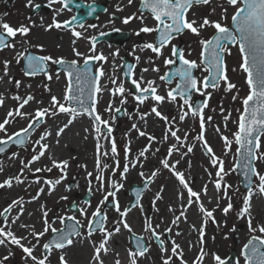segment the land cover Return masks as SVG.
<instances>
[{
  "label": "snow or ice",
  "instance_id": "snow-or-ice-1",
  "mask_svg": "<svg viewBox=\"0 0 264 264\" xmlns=\"http://www.w3.org/2000/svg\"><path fill=\"white\" fill-rule=\"evenodd\" d=\"M61 2L63 7L67 6L68 0H48L47 7L51 8L53 4ZM129 4L133 3V0H128ZM210 0H140V9L142 11L146 10L150 12L152 18L155 21L154 27L144 26L140 28L137 35L140 33H156V37L152 42H145L143 45L139 46L140 50L145 49L151 50L156 57H163V49L171 45V53L169 57L163 58L164 65H175L179 61V66L171 69L170 72H165L164 75L160 76L159 79L165 84H171L173 79H176L177 82L175 87H170L167 90L166 95H160L158 93V86L154 80H145L144 76L136 78L133 73L135 65H127V75L128 81L131 86L135 88V93L131 92L128 88L125 87V83L121 81L117 83L115 78H112L110 83L114 86L109 91L112 96H120V104L123 105L127 102L126 97L132 95L133 98L139 104H143L146 99L151 98L156 103L151 108V114H154L159 119L165 122V134L163 139L167 140L169 137L175 139L176 143L172 144L168 148V156L170 157L173 153L179 152L181 147L187 148V153L193 151V146L191 144H186L188 134H184L183 140L178 135V129H174L172 125L175 124V118L171 121L167 116L162 115L158 110L157 105L164 101L170 103H175L179 98L182 103L179 104L180 114L179 121H184L185 118L191 113L193 117H199L200 120V134L197 137L206 151V153L211 158V164L216 168L215 176L217 179L213 180L215 190L217 193L223 192L224 197L228 196V189L230 185L222 183L224 177L228 174L224 169V160L216 156L214 150L210 145H208L204 136L205 129V117L203 115V108L207 107V102L205 101L202 104H198L195 107L191 104V98L193 94L205 95V90L209 87L217 88L220 86V82L223 81L226 85L225 91H231L236 86L228 80L226 75L227 68L225 64L224 57L231 53V46H236L238 48L241 63L239 64L240 69L243 73L246 74L245 80L248 86V93L242 100L243 110L239 114V119L236 122L237 130L232 133V139H229L226 136H221V139L224 141V150L225 153L231 150L233 143L237 146L235 151L238 158L242 161V167L247 169V172H250L253 176L258 177L259 184L255 185V190L260 194L264 195V174L257 172L253 161L255 160H264V153L259 151L261 147V136H264V0H226V3L234 8V12L231 15L230 23H222L224 19L227 18V9L225 8L221 13V20L219 21H210L208 18H204L201 21L196 19L189 20L187 18L190 9L194 5L199 4H208ZM29 6L31 5V0H29ZM41 5H35L36 9H39ZM60 9L54 10V15L52 18V23L45 27V31L51 30L53 27L59 29L61 27H68L69 24L67 21L60 22L56 19V14ZM139 18L143 21V15L136 17L135 14L124 18L123 23L127 24L132 19ZM95 27V25H91ZM207 27H212L214 29V34L207 39L201 38L199 41L200 44V59L199 63L196 60H189L185 56L183 49L179 48L175 44H171V41L174 39L175 35L182 34L184 31H190L192 34L199 36L201 31ZM31 31L30 27L21 25L19 27L13 28L8 23L0 22V50H3L6 47H15L14 43H11V40H14L17 35L25 37ZM115 31H119L116 29ZM72 35L74 37L80 38L81 33L75 30H72ZM103 35V33H101ZM92 41L90 47V52L93 53L89 56H84L83 67L80 66L77 60L66 61L63 57L54 58L50 55H34L26 54L27 50L22 51L17 56V62H20L21 59L26 60L27 71L24 73L26 76H36L38 74H43L49 81L53 78L49 74L48 66L49 64L54 65H64L63 73L67 80L66 87L63 91L62 100L58 99L57 96L52 95L50 104L47 107H38L34 115L25 113L22 109L28 105L31 101L35 99L34 96L28 94L25 97L16 95L13 97L14 100L18 102L17 107L14 110H9L3 119L0 122V133H3V136H0V153L5 152L6 146L9 144H16L23 146L29 142V136L32 130L41 124L45 117L56 116L58 114H67L68 119L66 123H63L58 127L55 135L60 137L65 130L73 123L74 119L81 115L86 114L91 118L92 129L99 135L102 134V128L107 130L108 137H111L113 131L112 127L108 120L102 119L101 115L97 112V103L99 94L102 93L103 88L100 84V78L105 74L103 68L89 67L90 61H107V57L103 53H96L95 48V38H88ZM27 43V41H25ZM75 44V41H73ZM35 47L43 48L42 45H36ZM73 52L77 57L83 56V53L79 52L75 47ZM113 55H118V50ZM140 57H136L137 62ZM149 62L153 64L151 71L158 72L159 68L154 66V62L149 59ZM8 61H4V73L7 75L8 72ZM203 68L208 75L204 76L202 80H198L194 75V71L197 69ZM143 72L149 71L148 68L142 70ZM57 79H59V70L57 73ZM11 79V78H10ZM16 86L19 88L21 82L15 81ZM45 90L51 91L48 85H44ZM210 95V93H207ZM233 100L238 99L237 96L232 97ZM90 101V103H89ZM39 103V102H38ZM4 104V97L0 94V106ZM187 108V110H185ZM106 111H112V102L109 101V107ZM116 112H120L121 109L116 108ZM224 109L221 108V112ZM149 113L141 114L140 119L144 120ZM28 118V123L25 127L18 129L12 134H7V126L10 125L15 118ZM229 119L228 115L224 116V120ZM212 117H207V121L210 122ZM132 129L136 130L140 136H146L149 142L151 143L156 139V137L149 135L146 131H142L138 128L137 124H132ZM219 132V129H216ZM87 132L88 129H85ZM51 133L45 132L41 134L40 138L33 142V150L35 154L31 156V159L25 162L21 160L22 165L20 169L21 175L11 177L4 180L0 183V188L11 187L13 181L16 183H23L21 176L27 169L30 172L40 173L42 171L51 172L53 168H56L60 171L61 176L59 179L54 181L45 180L44 183L49 186V191H51L55 185H58L61 180H63L67 173L68 161L67 160H57L49 156V161L52 167L45 168H31V165L35 162H38L42 157L48 153L50 145L44 143ZM59 143V140H57ZM97 156H96V175L95 179L98 181L97 191H104L105 195L103 199L99 202L96 209L91 213V217H87V210L80 208V215L87 218V228L88 237H91L95 231H98L102 234V239L99 242V245L94 247V252L92 256L93 264H104L102 257L103 254H107L110 249L108 243L110 238L121 231V228L126 229L129 233H132V228L127 222L126 217L131 210V207L139 206L140 196L142 190L138 189L135 191L136 201L131 207L121 209L118 200L116 199L117 192L123 188V184H118L111 178L105 179L103 175V169L108 168L109 165L101 163V155L107 156L108 152L100 153L101 145L97 142ZM130 149L128 146H125L124 152L127 159ZM149 151V147L146 146L143 150L139 152V157H144L145 153ZM111 153L115 157L117 155V145L114 139H111ZM185 153V155L187 154ZM13 157L16 156L15 153L12 154ZM139 161H131L123 165V171L120 173L121 178H125L126 173L129 171V166L135 167ZM117 167L119 162L117 161ZM162 166L165 169H169L172 174L179 181V184L182 185L183 189L187 190L188 193V206H191L193 203H196L199 208V212L203 217V222L198 231L200 236V253L196 257L194 264H202L205 252L203 249V237L205 234L204 225L209 221H214L213 210H208L200 202V193L195 192L188 184L184 178V174L176 171V165L170 164L169 160L163 159L160 161ZM179 163V161H177ZM235 167V166H234ZM116 168L112 169L113 173L116 172ZM247 172L245 175L247 176ZM156 172H152L151 176L145 178L144 187L147 188L148 184L156 176ZM89 177L93 176V173L87 174ZM140 175L144 177V173L141 172ZM36 183L40 182V178L36 177ZM67 187V186H66ZM43 191V188L40 189ZM92 191L91 180L89 181V192ZM254 188L249 187L248 194L243 197V207L237 213L239 217L248 218V228L251 235L249 236L247 242L243 245L241 249V257L243 258V264H264V226H252L251 219V197L253 194ZM204 195H207V185H204L202 188ZM39 194V193H38ZM111 199V204L115 211L118 213V221L114 222V227L109 230L105 226L107 221V213L103 212L102 206L106 202H109ZM161 198L160 193H157L155 200ZM195 198V199H194ZM35 199V197L33 198ZM61 199H67V197H61ZM180 199H183V194L181 193ZM219 199V197H217ZM14 206L19 207V211L22 214L24 211L23 208V199L13 200L3 211H0V217L5 218V224L0 225V245L12 244L19 247L25 254V256L33 262V264H49V256L54 250H63L64 248L71 246L74 243L72 237H79L80 231L79 228L83 227L81 222L76 219L75 216H60L57 219L61 225L65 224V221H72L73 223L68 225L67 230L64 227L56 228L49 223L47 219V212L43 213V230L36 231L34 228H30L29 225L22 224L21 227L24 228L28 235L33 237L36 241L32 246H27L24 241L27 240L26 236H17L7 223L6 214L10 212ZM219 206V205H217ZM43 207V206H42ZM184 211H181L179 215H174L171 224L173 226L177 225L179 221L187 219L185 212L186 207L182 204ZM233 208L232 203L230 202L223 208V213L227 215L229 211ZM169 211H173L169 207ZM15 223V220L12 221ZM159 225L153 226L151 220H147L144 225L146 232L150 233L149 239L155 238L158 241V246L160 252L163 254L161 256L162 264H173L174 258L178 259L180 264H186L183 260V251L178 243L173 239L170 243V252L169 249L165 247V239H162L163 233H159L157 229ZM172 228H165L164 232L170 233ZM261 233V235H255L256 232ZM46 234L51 235V239L44 242L42 245V253L40 257L34 255V250L36 247L40 246V239ZM177 235H180L177 232ZM31 243V242H29ZM149 251V246L144 242V238L141 236L135 237V250L130 249L128 251V258L130 264H138V258L145 256ZM4 260L7 257L3 258ZM60 264H67L65 256L62 254L60 256ZM213 259L215 264H231L230 260L221 258L218 254H213ZM0 264H3V260H0ZM114 264H121L119 259H116ZM236 264H239V260L236 261Z\"/></svg>",
  "mask_w": 264,
  "mask_h": 264
},
{
  "label": "rangeland",
  "instance_id": "rangeland-1",
  "mask_svg": "<svg viewBox=\"0 0 264 264\" xmlns=\"http://www.w3.org/2000/svg\"><path fill=\"white\" fill-rule=\"evenodd\" d=\"M5 0H0V22L8 23L13 28L19 27L21 25H25L30 27L31 31L25 37H21L17 35L11 43L15 44V47H6L3 50H0V80H2V74L4 73V61H8V82L10 83V89L6 91H2L1 94L4 97V100L7 96L10 98V104L8 107H5L7 111L14 110L18 102L13 99L14 96L19 95L21 97H25L28 94H31L35 97L33 101H31L28 105L23 108V112L33 114L38 107H47L50 104L52 94V87L53 84L57 83V80L62 79L60 81L63 82V86L61 92L58 95V99L62 100L63 91L66 87L67 80L64 76L62 70H59V79H57L58 70L55 68L54 64H49V74L52 75V79L49 81L43 74H38L36 76H26L21 69V61L17 62V56L20 52L27 50V48H31V50L38 54V55H50L54 58L63 57L65 60H76V56L71 50L66 48L67 44H65V40L60 38L56 34V28L53 27L51 30L45 31V27L52 23V18L54 15L55 9L48 12H43L42 14H37V16H33L32 18L29 17V11L31 7H28L29 1L26 3L24 0H18V3L13 7L10 8L8 6L5 7L4 4ZM227 9V18L221 21L222 23H230L231 15L234 12V8L226 3V0H210L208 4H199L194 5L190 12L187 15L189 20L196 19L197 21H201L204 18H208L210 21H219L221 20V13L224 9ZM62 14H68L59 11L56 14V19L62 16ZM144 16V15H143ZM145 17V16H144ZM214 33V29L212 27H207L201 31L200 35H194L190 31H184L182 34L174 37L171 41V44L177 45L179 48L183 49L185 52V56L189 60H196L199 63L200 59V44L199 41L201 38L207 39ZM27 41V43H25ZM139 39L136 41L132 39L129 45L128 51L125 50H118V55H113L116 53L117 50L111 49L103 52V55L107 57V61H97L95 68H103L104 75L100 78V84L103 83V91L100 94L102 98L98 97L97 103V112L101 115L102 119L108 120L110 126L112 127L113 131L111 133V137H108L107 130L102 128V134L99 135L92 129L91 118L86 114H81V116L86 117V119L90 120L87 124L85 129H88L86 132L87 139L92 142V151L90 152V159L92 162V168L89 170L93 173L92 177H89L87 172H85V166L83 167L82 171L77 175L70 173L67 171L65 178L63 179V187L69 193L73 192V197L78 199V202L69 201L65 199L59 200L61 205L66 206V210L70 212L71 215H76L79 213V204L82 205H92L96 206L99 202L103 199L105 192L102 193L103 195L96 197L94 191L97 190L98 181L95 179L96 175V156H97V142L100 143L101 149L100 153L108 152L107 156L101 155V163L109 165L108 168L103 169V175L105 179L118 177L120 173L123 171V165L128 163V159L125 157V146L127 145L130 149L129 154L133 156L136 161L138 160V169H136L131 175L127 176L120 184H123V188L117 192V197H121L123 201V208H127L128 204L130 203L132 196L130 194V188L133 184L141 185L142 182L145 181V178L151 176L152 172H156V176L152 179V181L148 184V187L142 194L146 193L144 199L140 198L139 203V210L136 207L131 208L130 211L133 212V218L131 220L132 225V233H129L127 230L120 231V239L116 241V244L110 243V248L116 253V258L124 264H130L128 258V251L132 249L130 238L131 234L136 236H141L144 238L145 243L149 246L148 254L151 258L146 256L139 257V259H145V262L151 261L153 264H162L161 256L163 255L158 246V241L155 238L149 239L150 233L146 232L144 229L145 222L148 220L147 216V206L144 202L151 201L153 203V197L160 191L161 186H163L168 179L175 182V185L178 187V191H183L182 185L179 184V181L176 177L172 174L169 169H165L162 164L160 163L163 159H168L170 164L176 165V171L183 173V170L191 166L199 175H195V179H198V176L203 179L196 181L195 179H187L189 186L196 189L197 187L200 188L202 192V188L204 185H207V191H211L214 193L213 202L211 201L208 206L205 208L208 210H213L214 221L209 220L205 225V234L203 237V249L205 252V256L210 260V264H215L213 259V254H218L221 258L226 259L231 251H234L236 254V261L239 260V264H243V258L241 257V249L243 245L247 242L251 233L249 232L248 228V218H245V227L244 228H235L232 226L233 221L236 218H239L237 213L243 207V197L248 194V191H245L241 186V179L239 174L236 172V168L234 167L236 164L237 154H236V145L235 143L232 144L231 150L225 153L224 150V141L221 139V136H226L229 139H232V133L237 130L236 122L239 119V114L243 110L242 100L248 93V86L246 84V74L240 69L239 64L241 63V57L236 46H231V53L225 55L224 60L227 68L226 75L228 80L233 83L236 87L231 91H225L226 85L223 81L220 82V86L217 88H211L205 90V95L200 94H193L191 98V104L195 100L205 98L203 103L207 102V107L203 108V115L205 117V129L206 127H210L213 131L214 138L217 142L222 145V151L218 150V147L212 146L216 156L220 157L224 160V169L228 173L222 183H226L230 185L228 189V196L224 197L223 192L217 193L212 183L213 180L217 179L215 176L216 168L211 164V158L206 153L202 143L198 141L197 137L200 134V120L199 117H193L191 113L185 118L184 121H179V104L182 101L177 99L175 103H170L167 100L162 102L166 104V108L159 109L162 115L167 116L171 121L175 118V124L172 125L174 129H178V135L183 140L184 134L187 133V140L185 141L186 144H191L193 146V151L191 153H187L186 147H181L179 152L173 153L170 157L168 156V148L170 145L175 144V139L169 137V139L164 140L165 134V122L154 114H151V108L156 103L151 98L145 100L143 104H139L133 98L132 95H128L126 97L127 102L123 105L120 104V96L113 97L111 92L109 91L114 86L110 83L112 78L117 80V83L123 81L125 83V87L128 88L130 91V85L126 79L125 72L122 68L123 57L130 59L135 68L133 70L134 76L136 78L140 77L141 75H145V72L142 70L148 68L147 71L150 74L147 78L144 76L145 80H154L156 85L158 86V93L160 95H166L168 88L175 87L177 82L176 79L172 80V83L165 84V82L159 79L160 76L164 75L165 72L168 71L169 66L164 65L163 58L169 57L171 53V45L163 49V57H156L151 50L145 49L143 51L140 50L142 44H139ZM36 45H42L43 48L35 47ZM133 48V49H131ZM138 48V49H136ZM140 57L139 61L137 62L136 57ZM154 62V66L159 68L158 72L151 71L153 64L149 62V59ZM194 75L197 77L198 80H202L204 76L208 75L203 68L197 69L194 71ZM11 78V79H10ZM15 81H20V87L18 88L15 84ZM44 85H48L50 88V92L45 90ZM210 93V95H207ZM237 96L238 99L233 100L232 97ZM109 101L112 102V111L108 112L106 109L109 107ZM39 102V103H38ZM160 103V104H162ZM158 106V105H157ZM121 109L120 112H116L115 109ZM221 108L224 109L221 112ZM187 110V108L185 109ZM149 113L151 117L154 116L156 123L158 124L159 129L151 130L147 132L149 135L156 137L154 141L151 143L147 139L146 136H140L138 132L132 129V124H135L137 121L140 120L141 114ZM228 115L229 119L227 121L224 120V116ZM6 116V115H5ZM3 116V118H5ZM212 117L210 122L207 121V117ZM68 117L67 114H58L56 116H48L45 117L44 121L39 124L30 134L29 142L26 143L25 147H16L12 146L8 151L4 154L0 155V178L2 180L9 179L11 177H15L17 175H21L20 169L22 167L20 161L24 160L27 162L31 159V156L35 154L33 150V142L38 140L43 134V131L48 127V125L55 121L57 118ZM19 121H23L28 123V118H15L10 126H14ZM25 125V126H26ZM219 129L217 132L216 129ZM84 129V131H85ZM134 130V132L132 131ZM12 134V133H11ZM3 133H0V136H3ZM10 135V134H9ZM111 139H114L117 145V155L115 157L112 156L111 153ZM146 146L149 147V151L145 153L144 157H139V152L143 150ZM59 149L54 153L58 158H62L63 160L65 156L64 148L62 145H58ZM261 153H264V136H261V147L259 149ZM13 153L16 154L13 157ZM185 153H187L185 155ZM128 155V156H130ZM119 162V166L117 167V163ZM179 161V163H177ZM4 162H10L11 165L8 166L6 169H3L1 165ZM3 166V165H2ZM254 166L260 174H264V160H255ZM116 168V172L113 173L112 169ZM145 167V170L143 169ZM45 168V167H39ZM89 172V173H90ZM143 172L145 175L142 177L140 173ZM61 173L58 169L53 168L51 172L42 171L40 173H29L27 169L21 176L23 180L24 186H22V190H18V193L15 194V199L18 200L22 198L23 200L27 197H32L37 194L40 186L45 185V180H52L54 178H60ZM40 178V186H36L35 178ZM91 180V187L92 191L89 192V181ZM23 183H16L13 181V184H23ZM33 184L30 186V184ZM204 183V184H203ZM259 184L258 177L253 176V181L251 187L254 188L253 195H255L258 191L255 190V185ZM67 186V187H66ZM103 192V191H100ZM203 194V192H202ZM116 199L118 200L119 198ZM219 197V199H217ZM230 202L233 205V208L229 211L227 215L223 213V208ZM111 197L109 198V202L111 201ZM142 200V201H141ZM120 205V200H118ZM76 204V210L70 208L71 204ZM102 206L103 212L107 213V216L110 212H115L113 206L106 207V204ZM186 205L188 206V193L186 195ZM219 205V206H217ZM7 207V206H6ZM6 207L0 208V211H3ZM96 209V208H95ZM94 209V210H95ZM93 210V211H94ZM163 208H158V212L155 211L156 214H159ZM185 209H181L184 211ZM40 215V227L39 229H35L36 231L43 230V213L39 209ZM52 211V209H50ZM92 211V212H93ZM129 211V212H130ZM91 212V213H92ZM9 213V212H8ZM6 214V216L8 215ZM91 213L90 216L91 217ZM171 214V211L168 212ZM49 221V216H47ZM77 219V218H76ZM137 219V223L135 222ZM252 226L256 227L258 225L264 226V215L262 210H257L252 216ZM4 217H0V225H4ZM79 220V219H77ZM81 222L83 227L79 228L80 236L83 241H87L90 244L91 254L93 256L94 247L99 245V242L102 239V234L98 231H95L91 237H88L87 232V221L86 223ZM203 222V217L199 212V224L195 229H199ZM61 225L59 228L63 227ZM136 226V227H135ZM42 227V228H41ZM83 228V229H82ZM193 229V234L195 235V239L198 242L199 248H201L200 243V236L198 231ZM19 233V232H17ZM163 233L162 239H165V247L169 249L170 252V243L171 240V233L168 232H160ZM170 235V236H169ZM255 235H261L260 233L256 232ZM51 235L46 234L44 237L40 239V246L36 247L34 250V255L37 257L41 256L42 253V245L44 242L48 241ZM78 237H72V239H77ZM31 242V243H29ZM27 246H32L36 243L35 239L28 235L27 240L24 241ZM133 250V249H132ZM58 251V250H55ZM61 251V250H59ZM153 252V254L151 253ZM63 254V253H62ZM65 254V253H64ZM60 256L61 253L55 257L52 253L49 256V262L54 264H60ZM7 257L6 260L3 258ZM67 257L69 264H75L73 258ZM107 262L112 263V255L108 254L105 255ZM0 260H3V264H33L31 259L27 258L24 252L17 247L16 245L12 244H4L0 245ZM236 261L234 264H236ZM68 264V263H67ZM93 264V260L91 261ZM173 264H177L174 258Z\"/></svg>",
  "mask_w": 264,
  "mask_h": 264
},
{
  "label": "bare ground",
  "instance_id": "bare-ground-1",
  "mask_svg": "<svg viewBox=\"0 0 264 264\" xmlns=\"http://www.w3.org/2000/svg\"><path fill=\"white\" fill-rule=\"evenodd\" d=\"M150 74L145 72V77L149 76ZM8 75H5V73L2 74V80H0V94L2 91H6L10 89V83L8 82ZM62 79L57 80L56 84H53L52 87V94L58 95L61 92L63 82L60 81ZM103 86V83H101V87ZM99 98H102V96L99 94ZM10 104V98L7 96V98L4 100V104L0 106V122L3 121V116L7 114V110L5 107H8ZM158 110L166 108V104L162 103L159 104ZM9 108V107H8ZM23 110V109H22ZM90 118V117H89ZM68 117L63 118H57L55 121L51 122L48 127L43 131V133L48 132L51 133L50 136L46 138L44 143H47L50 145V148L48 150V153L44 157H42L38 162H35L31 165V168L34 170L35 168L39 167H52L49 156L56 158L57 160H61L58 158L54 153L59 149L58 145H62L64 148V152L66 153L63 157V160L68 161V168L67 171L70 173H73L77 175L80 173L85 166V172L89 173L90 169L92 168V162L89 157L90 152L92 151V142H90L86 137V131H84L85 127H87V124L90 120L86 119V117H83L81 115L77 116L73 123L65 130V132L60 136L57 137L55 135L57 129L59 126H61L63 123L67 122ZM135 124H137L138 128L142 131L149 132L151 130L159 129L158 124L155 121L154 116L151 117L150 115L146 116L144 120H139ZM11 125V124H10ZM7 126V134H11L18 129L25 127L26 123L23 121H19L14 126ZM134 132V130H132ZM205 140L207 141L208 145L211 147H218L219 151H222V145H220L217 140L214 138L213 131L210 127H206V130L204 132ZM57 140H59V143H57ZM128 155H130L128 153ZM128 161H136V159L133 156L127 157ZM3 165V166H2ZM1 165L3 169H6L8 166L11 165L10 162H4ZM136 169H138V163L135 167L129 166V171L126 173L125 178L129 175H131ZM145 170V167H143ZM28 171V170H27ZM29 173H34L28 171ZM1 174V173H0ZM184 178L187 179H195V175H199L198 171L196 172L193 167L188 166L183 170ZM125 178H121V175L118 177L111 178L116 183L120 184ZM201 177L198 176V180ZM59 179L54 178L52 181ZM3 180L0 178V183H2ZM63 180L58 185H55L54 188L49 191L48 185L40 186L39 183H36V186H40L38 192L36 195L32 197H27L23 200V208L24 211L21 214L19 211L18 206H14L13 209L8 213L7 215V223L10 227L11 231L15 233L17 236H26L28 237V232L21 227L22 224L29 225L30 228L39 229L40 227V215H39V209L44 213L47 212V216H49V223L52 224L53 227L59 228L60 222L57 219L60 216H75L77 219L81 220L82 222L86 223L87 218L85 216L80 215V212L76 215H71L70 212L66 210L65 205H61L59 203V200H61V197H67L65 200L69 201H75L78 202V199H75L73 197V192H67L63 187ZM203 182V179H202ZM204 184V183H203ZM33 184L31 183L30 186ZM23 184H12L11 187H3L0 188V208H4L12 203L15 199V194L18 193V190H22ZM43 188V191L41 192L40 189ZM192 188V187H191ZM183 189V188H182ZM195 192L200 193V202L204 205V207L208 206L210 202H213L214 199V193L211 191H207V195L202 194L200 191V188H192ZM178 187L175 185V182L168 179L166 183L161 186V189L158 193H160L161 198L159 200H155V204L151 203V201L144 202L147 206V216L148 220H151V223L153 226L159 225V228L157 231L160 233L164 231L165 228H172L171 233V239L173 238L176 243H178L183 251V260L186 262V264H194V261L196 260V257L200 253V248L198 245L197 240L195 239V235L193 234V226L197 227L199 224V208L196 203H193L191 206L186 205V195L187 190L183 189L184 193L181 191H178ZM39 193V194H38ZM103 192L100 191H94V194L96 197H99L103 195ZM147 192L143 195L141 199H144V196ZM181 193L183 194V199H180ZM156 196V195H155ZM153 197V201L154 198ZM35 197V199H33ZM117 197V196H116ZM120 200V207L123 208V201L121 197H117ZM195 199V198H194ZM142 201V200H141ZM251 209L250 213L251 216L257 212V210H262V213L264 215V195L257 192L255 195L251 197ZM182 204L186 207L185 215L187 219H181L179 223L175 226L171 224V221L174 217V215H179L177 212H179L182 208ZM43 206V207H42ZM169 207L174 209V212L171 211V214H169ZM83 208L87 210V217L90 216V213L96 208V206L92 205H82L79 204V209ZM140 206H137L136 209L139 210ZM158 208H163V210L160 211L159 214H156L158 212ZM52 209V211H50ZM108 219L105 222V226L111 230L114 227V222H117L119 217L118 213L110 212L108 214ZM133 218V212L130 211L126 217L127 222L130 224L131 228V220ZM245 218L247 217H239L236 218L232 226L239 229L245 227ZM15 220V223H12V221ZM135 222L137 223V219H135ZM5 224V220H4ZM136 227V226H135ZM42 228V227H41ZM83 229V228H82ZM123 228H121L122 230ZM123 231H126V229H123ZM19 232V233H17ZM177 232L180 233V235H177ZM258 232V231H257ZM259 233V232H258ZM261 234V233H260ZM170 236V235H169ZM120 239V232L117 234H114L108 243V247L110 251L107 254L102 253V259L104 261V264H114L116 258V253L114 254V251L110 248V243L116 244V241ZM63 253L67 254L69 257L73 258L75 261V264H91L92 261V254L90 249V244L87 241H83L81 237H78L77 239H74V243L71 246H68L64 248L61 251H53L52 255L57 257L59 254ZM65 253V254H64ZM153 254V252H151ZM111 254L113 259L112 263L107 262L105 255ZM147 257L151 260L150 256L146 254ZM68 262L67 257H65ZM145 262V259L138 260V264H153L151 261ZM177 264H180L178 259H175ZM49 264H54L52 262H49ZM124 264V263H121ZM202 264H210V260L204 256Z\"/></svg>",
  "mask_w": 264,
  "mask_h": 264
},
{
  "label": "flooded vegetation",
  "instance_id": "flooded-vegetation-1",
  "mask_svg": "<svg viewBox=\"0 0 264 264\" xmlns=\"http://www.w3.org/2000/svg\"><path fill=\"white\" fill-rule=\"evenodd\" d=\"M24 1L27 3L29 0ZM17 3L18 0H5L4 2L5 7L7 4L10 8H13ZM47 3L48 0H31L32 7L27 4L28 7H31L29 17L32 18L45 11L48 12L52 8L60 9L64 13L68 12V14H62L57 20L60 22L67 21L69 26L56 28L55 30L58 37L66 39L64 42L67 44L66 48L68 50L73 52L75 47L83 53L81 57L74 54L80 66L84 64V56L93 54L90 52L92 45V41L88 39L90 37L95 38L96 53H103L111 49L128 51V43L132 39L135 41L139 39L138 43L143 45L145 42L154 41L156 37V33H140L137 35L140 28L144 26L154 27L155 25L150 12L140 9V0H133L132 4H129L128 0H68L66 7H63L61 2H57L51 8L47 7ZM37 4L41 5L39 9L35 8ZM133 14L136 17H140L141 14L145 17L143 16V21L134 18L127 24L123 23L124 18ZM91 25H95V27H91ZM116 29L119 31H115ZM72 30L80 32L81 37H74ZM73 41H75V44H73ZM27 49L31 50L29 47ZM89 64L93 67L97 64V61H90Z\"/></svg>",
  "mask_w": 264,
  "mask_h": 264
},
{
  "label": "water",
  "instance_id": "water-1",
  "mask_svg": "<svg viewBox=\"0 0 264 264\" xmlns=\"http://www.w3.org/2000/svg\"><path fill=\"white\" fill-rule=\"evenodd\" d=\"M178 66H179V61H177L176 66H174V67H178ZM174 67H172V68H174ZM172 68H171V69H172ZM23 69H24L25 72L27 71L26 60H24ZM170 71H171V70H170ZM131 87H132V86H131ZM132 90H135V88L132 87ZM89 103H90V101H89ZM202 103H203V100H196L195 103L193 104V107H195V106L198 105V104H202ZM32 131H33V130H32ZM11 145H12V144L7 145L5 151H6L8 148H10ZM15 145H16V144H15ZM17 146H20V145H17ZM23 146H25V145H23ZM3 153H4V152H3ZM0 154H2V153H0ZM253 163H254V161H253ZM236 171H237V173L240 175L241 185H242L243 189H244L245 191H248L249 187H250L251 184H252L253 175H252L250 172H247V169H245V168L242 167V161L238 158V156H237V162H236ZM246 172H247V176L245 175ZM138 189L142 190V192H141V195H142V193H143V192L145 191V189H146V188L144 187V183H143L141 186H138V185H132V186H131V188H130V193H131L133 199H132V201L130 202V204L128 205V207H131L133 204H135V201H136L135 191L138 190ZM108 206H109V205H108ZM108 206H107V207H108ZM71 208L75 209V205L73 204V205L71 206ZM131 208H132V207H131ZM72 223H73L72 221H68V220H66V221H65V224H64V225H65V227H64L65 230H67L68 225H70V224H72ZM135 237H137V236H134V235H131V236H130L131 241H132V246H133L134 249H135ZM51 238H52V237H51ZM51 238H50V239H51ZM235 259H236V257H235V253H234V252H231V254H230V256H229V258H228L227 260H230V261H231V264H234Z\"/></svg>",
  "mask_w": 264,
  "mask_h": 264
}]
</instances>
